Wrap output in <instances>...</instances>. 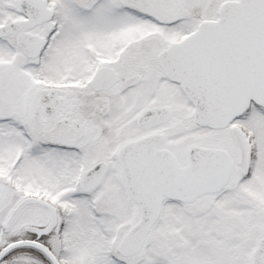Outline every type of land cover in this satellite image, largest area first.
<instances>
[{"label": "snow or ice", "instance_id": "6c2138e0", "mask_svg": "<svg viewBox=\"0 0 264 264\" xmlns=\"http://www.w3.org/2000/svg\"><path fill=\"white\" fill-rule=\"evenodd\" d=\"M0 264H264V0H0Z\"/></svg>", "mask_w": 264, "mask_h": 264}]
</instances>
